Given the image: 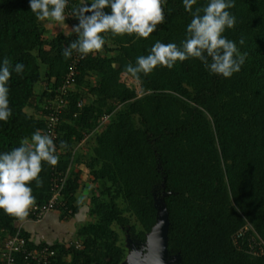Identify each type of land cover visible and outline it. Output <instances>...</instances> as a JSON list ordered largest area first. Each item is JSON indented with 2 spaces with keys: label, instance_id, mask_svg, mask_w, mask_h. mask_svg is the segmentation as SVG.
I'll return each instance as SVG.
<instances>
[{
  "label": "trees",
  "instance_id": "obj_1",
  "mask_svg": "<svg viewBox=\"0 0 264 264\" xmlns=\"http://www.w3.org/2000/svg\"><path fill=\"white\" fill-rule=\"evenodd\" d=\"M82 2L70 0L69 8ZM163 8L164 22L148 38L105 33L102 50L76 65L55 142L57 169H68L61 215L73 218L79 210L76 165L83 163L92 182L103 187L91 192L87 212L92 220L76 229L81 249L64 245L65 239L36 244L22 232L28 249L49 245L54 250L52 264L123 263L116 229L143 245L156 223L159 199L168 215L173 264H264V0H235L229 10L236 24L224 35L243 39L237 46L247 54L231 78L210 74L189 58L171 70L157 66L133 79L125 66L147 55L157 40L179 46L185 38L191 15L182 0H166ZM42 22L29 11L28 0H0V58L25 65L8 83L12 115L0 122V152L43 130L42 105L56 98L71 62L61 53L75 35L57 31L47 38ZM122 76L137 82L140 92ZM86 136L91 143L82 158L73 152ZM39 177V188L31 182L36 204L50 197V165L42 162ZM19 220L0 211V251ZM246 225L248 231L235 242ZM251 237L262 254L251 253Z\"/></svg>",
  "mask_w": 264,
  "mask_h": 264
},
{
  "label": "clouds",
  "instance_id": "obj_2",
  "mask_svg": "<svg viewBox=\"0 0 264 264\" xmlns=\"http://www.w3.org/2000/svg\"><path fill=\"white\" fill-rule=\"evenodd\" d=\"M166 0H83L73 7L71 16L78 20L71 33L75 39L62 50L64 57L73 52L81 55L99 52L105 45V33L113 35H135L148 38L165 18L163 5ZM184 10L191 15L186 25L185 38L176 43L157 40L147 55L138 56L135 63L125 66V72L138 80L140 74L151 73L157 66L169 70L177 62L189 58L200 61L213 75L231 78L241 70L246 53H241L238 42L228 39L224 33L236 24V17L229 11L235 0H182ZM68 0H28L29 11L39 21H54L64 24ZM195 6V7H194ZM108 11L105 12L104 10ZM23 63L13 64L9 58H0V122H7L12 115L9 106L8 83L13 73L20 75ZM61 141L60 147H65ZM57 145L48 134L38 129L29 137L20 140L19 146L0 152V211L23 220L36 205L32 184H42L39 173L42 162L50 166L58 163Z\"/></svg>",
  "mask_w": 264,
  "mask_h": 264
},
{
  "label": "built area",
  "instance_id": "obj_3",
  "mask_svg": "<svg viewBox=\"0 0 264 264\" xmlns=\"http://www.w3.org/2000/svg\"><path fill=\"white\" fill-rule=\"evenodd\" d=\"M70 0L65 9L68 17L69 27L72 29L77 23L73 21L72 10L69 8ZM84 57L77 52H73L71 56V62L68 67V71L65 74L62 83L57 88V96L53 100H46L43 105V115L45 117L44 128L41 131L42 134H48L53 139L54 143L58 139L57 130L61 124V117L64 114L66 108V101L64 96L71 91L75 85L76 65ZM106 117L101 119V122L106 121ZM59 155V152H56ZM66 179V172H60L57 169V165L50 166V197L42 204H36L29 211V215L23 220H19L15 223V232L12 235L6 237L2 243L0 251V263L1 264H52V260L55 256L54 250L49 245H42L39 247L27 248V241L22 235V228L24 222L38 223L42 221L51 211L65 208L63 201V189ZM70 213V211H67ZM249 226L246 225L240 229L234 238L236 242L239 238L243 237L248 231ZM248 245L251 253L254 255L262 254L263 249L256 243L254 238H249ZM66 246H73L75 249H81L82 243L78 239H69L63 243ZM257 247V250H255Z\"/></svg>",
  "mask_w": 264,
  "mask_h": 264
},
{
  "label": "crops",
  "instance_id": "obj_4",
  "mask_svg": "<svg viewBox=\"0 0 264 264\" xmlns=\"http://www.w3.org/2000/svg\"><path fill=\"white\" fill-rule=\"evenodd\" d=\"M48 22H50V21H48ZM51 23H53V22L51 21L50 23H48L49 26L46 23L47 28H49L50 25H52ZM58 26H59V28L63 29L64 26L67 27L68 25H66L65 21H64V24H59L58 23ZM54 28H56V30H61V29H58L57 27H54ZM64 29H66V28H64ZM68 31H69V29H68ZM92 54H96V52H94ZM37 86H40V88L36 92L40 93L43 85H42V83H39ZM90 143H91L90 136H86L75 147L73 153H75V155H77V156L79 155L81 157L82 156L86 157L87 154L89 153L88 146H89ZM68 167H70V166H68ZM75 169L80 171L79 183H80V186H81L80 189L76 193V204L79 205V207L88 208L89 199L87 198V203L86 204L80 205L79 202H78L79 201L78 196L83 191H87L91 195V192L95 191L94 186L96 187V183H94V182L92 183V178L89 175V170L86 168V166L83 163H80L79 165H76ZM67 171H68V169H67ZM67 171H66V175H67ZM84 172H85V175L87 174L86 177H89V179L91 180V183H89V181H86V182L89 183V184H86L85 180H82V176H84V174H83ZM87 211H88V209H87ZM81 212L84 213L85 210L78 211L77 214L73 218L68 220V221L65 218L62 217L60 212L59 213H53V214L47 215L42 221H40L38 223L24 222L22 230H23V232H25L28 235L29 239L32 240L36 244H38L40 242H44V243H47V244H52L55 241H57V242L64 241L62 239H65V240H67V239L68 240L69 239H75L77 223H81L80 222V219H81V216H82Z\"/></svg>",
  "mask_w": 264,
  "mask_h": 264
},
{
  "label": "water",
  "instance_id": "obj_5",
  "mask_svg": "<svg viewBox=\"0 0 264 264\" xmlns=\"http://www.w3.org/2000/svg\"><path fill=\"white\" fill-rule=\"evenodd\" d=\"M155 208L156 223L147 234L145 243L138 250L135 243L127 239L131 245V251L121 264H173L176 262L175 256H168V215L161 199L156 201Z\"/></svg>",
  "mask_w": 264,
  "mask_h": 264
},
{
  "label": "rangeland",
  "instance_id": "obj_6",
  "mask_svg": "<svg viewBox=\"0 0 264 264\" xmlns=\"http://www.w3.org/2000/svg\"><path fill=\"white\" fill-rule=\"evenodd\" d=\"M51 22V21H50ZM50 22H48V21H43L42 23H43V25H44V27H46V37L47 38H50V37H52L54 34H56V32L58 31H61V32H64V33H66L67 31H68V29H69V31H71V29H70V27H69V25L67 26V27H63V29H61V28H59V26H58V23L57 22H53V23H51L52 25H50V27L49 28H47V25L49 26V24L48 23H50ZM46 23H47V25H46ZM54 24V25H53ZM54 27H57L58 29H61V30H56V28H54ZM64 28H66V29H64ZM122 81L123 82H125L126 83V85H128L129 87H133L136 91H137V93H139L140 92V90H139V87H138V84H137V82H135V81H133V80H131V79H129V78H127V77H125V76H122ZM39 88H40V86H37L36 87V91L37 90H39ZM30 111V110H29ZM85 151V150H84ZM84 174V176H82V180H85V183L86 184H89V183H91V180L89 179V177H86V175H85V172L83 173ZM82 174V175H83ZM87 179V180H86ZM86 181H89V183L88 182H86ZM93 183V182H92ZM102 187H103V185H102V183H96V187L94 186V189L96 190V189H102ZM89 197H90V194L87 192V191H83L79 196H78V198H79V204L80 205H84V204H86L87 203V198L89 199ZM81 208V209H80ZM87 209L88 208H86V207H79V210L78 211H81V210H85V212L84 213H82V216H81V219H80V222L81 223H87V222H90L92 219H91V217L89 216V214H88V212H87ZM61 213L62 211H61V209L59 210V209H57V210H53V211H51L48 215H50V214H53V213ZM63 213V212H62ZM63 218H65L67 221L68 220H70L71 219V217H69V216H62ZM131 221H133V219L131 220ZM79 224L80 223H77V226H76V229L78 228V226H79ZM74 229V228H73ZM116 232H117V234H118V236H119V242L121 243V246L123 247V250H124V261H125V259H126V257L130 254V251H131V245H130V243L128 242V240H127V238H126V236H125V234H124V232L122 231V230H119V229H116ZM68 240V239H67ZM141 246L142 245H139V246H136L135 245V247L139 250L140 248H141ZM123 261V262H124Z\"/></svg>",
  "mask_w": 264,
  "mask_h": 264
}]
</instances>
